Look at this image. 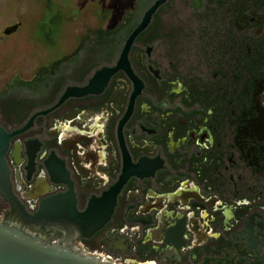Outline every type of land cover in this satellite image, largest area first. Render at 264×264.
<instances>
[{
  "label": "flooded vegetation",
  "instance_id": "obj_1",
  "mask_svg": "<svg viewBox=\"0 0 264 264\" xmlns=\"http://www.w3.org/2000/svg\"><path fill=\"white\" fill-rule=\"evenodd\" d=\"M166 7L131 46L132 75L117 70L100 92L63 98L117 66L140 20L121 42L113 35L123 21L106 29L104 46L90 36L55 82L37 73L0 91L11 193L31 216L67 193L49 177L51 155L63 162L78 213L115 186L108 219L75 240L86 255L200 264L229 254L264 264V6H225L220 32L182 40L162 22ZM11 210L0 194V221Z\"/></svg>",
  "mask_w": 264,
  "mask_h": 264
},
{
  "label": "rangeland",
  "instance_id": "obj_2",
  "mask_svg": "<svg viewBox=\"0 0 264 264\" xmlns=\"http://www.w3.org/2000/svg\"><path fill=\"white\" fill-rule=\"evenodd\" d=\"M138 3L139 0H0V91L16 78L29 80L37 73H65L72 55L87 52L91 35L129 18ZM194 10L193 0H173L163 10L162 22L180 40L209 37L212 29L221 31V10L200 18L194 17ZM16 24L19 27L14 33L4 34L6 27Z\"/></svg>",
  "mask_w": 264,
  "mask_h": 264
},
{
  "label": "water",
  "instance_id": "obj_3",
  "mask_svg": "<svg viewBox=\"0 0 264 264\" xmlns=\"http://www.w3.org/2000/svg\"><path fill=\"white\" fill-rule=\"evenodd\" d=\"M168 1L154 0L143 13L139 24L126 39L118 64L113 70H100L87 87L81 90L69 88L63 98L100 92L108 78L120 69L131 76L128 62L130 48L135 39L148 28L158 9ZM18 27V24L6 27L4 34H12ZM8 143L9 136L0 127V194L12 207L5 221H0V264H113L86 255L77 247L75 240L77 237L91 235L108 219L115 205V186L101 197L91 198L87 210L78 213L63 162L50 155L44 161L50 179L65 183L69 191L46 198L35 215L31 216L25 212L10 190L4 161Z\"/></svg>",
  "mask_w": 264,
  "mask_h": 264
},
{
  "label": "trees",
  "instance_id": "obj_4",
  "mask_svg": "<svg viewBox=\"0 0 264 264\" xmlns=\"http://www.w3.org/2000/svg\"><path fill=\"white\" fill-rule=\"evenodd\" d=\"M246 4L250 0H243ZM253 1V0H251ZM261 2V5L264 6V0H259ZM154 0H139V3L135 7V11L132 13V15L123 20V22H127V26H124L125 29L123 31L120 30L121 34L118 33L117 35H113L114 38H118V41L121 42L123 38L125 37L126 34H128L132 28L138 23L144 8H148ZM240 3V0H193V5L195 7V13L198 18L201 16H206L207 14H210L212 16L217 10H221L222 12V20H224V11H225V6L228 5H238ZM169 5L168 3L163 6ZM146 8V9H147ZM214 16V15H213ZM142 35V34H141ZM111 32L110 30H105V31H97L91 37L99 39L100 45L104 46V41H108L109 38L111 37ZM64 62V61H62ZM102 63V62H100ZM97 64L99 62L97 61ZM67 70L69 67H65ZM60 76V73L54 71L50 74H45V73H39L37 75L38 78H45L47 80H50L55 82ZM23 85H28V83H22ZM200 264H240L239 261L234 260V258L227 254V255H212L210 257H205Z\"/></svg>",
  "mask_w": 264,
  "mask_h": 264
}]
</instances>
